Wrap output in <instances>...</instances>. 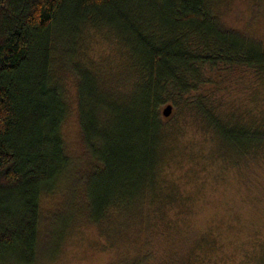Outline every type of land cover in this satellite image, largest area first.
<instances>
[{
    "label": "trees",
    "instance_id": "trees-1",
    "mask_svg": "<svg viewBox=\"0 0 264 264\" xmlns=\"http://www.w3.org/2000/svg\"><path fill=\"white\" fill-rule=\"evenodd\" d=\"M204 2L136 0L127 10L122 0H0L1 260L35 262L40 197L69 166L59 129L62 97L50 77L52 30L59 20L69 21L74 30L91 15L105 16L128 28L141 55V62L133 64L137 80L130 92L112 97L102 86L100 71L74 66L78 124L94 162L85 182L92 223H100L115 208L128 214L147 209L148 230L153 226L151 208L164 200L155 182L171 117L162 118L161 111L168 104L177 117L188 108L203 122V131L215 141V158L225 166L241 169L255 163L251 168L264 160L263 113L222 115L197 94L205 84L198 66L238 65L264 74V44L222 29ZM55 37L64 45V39ZM70 37L71 49L72 33ZM136 86L143 97L131 104ZM209 240L179 242L160 264L180 262L183 255L190 262L198 256L201 262V252L217 250ZM254 243L258 254L253 264H264V246L257 239ZM152 258L153 252L146 250L121 264H147Z\"/></svg>",
    "mask_w": 264,
    "mask_h": 264
},
{
    "label": "rangeland",
    "instance_id": "rangeland-1",
    "mask_svg": "<svg viewBox=\"0 0 264 264\" xmlns=\"http://www.w3.org/2000/svg\"><path fill=\"white\" fill-rule=\"evenodd\" d=\"M122 3L128 10L136 0ZM204 6L222 29L264 44V0H205ZM59 21L52 30L50 77L62 97L59 129L69 166L40 197L38 255L33 264H121L124 258L146 250L153 252L147 264H160L179 242L203 243L206 238L217 250L201 252V262L198 256L190 262L183 255L174 264H253L258 254L255 239L264 246V160L251 168L255 163L241 169L225 166L215 158L210 132L203 131V122L188 108L180 117L172 112L166 120L165 152L155 182L157 195L164 200L151 208L156 218L151 229L146 225V208L133 215L115 208L98 224L89 220L85 182L94 162L78 124L74 66L100 71L102 86L112 97L130 92L137 80L133 64L141 62V55L128 28L105 16L91 15L76 23L74 30L66 24L69 21ZM56 35L64 39V45ZM197 69L205 81L197 94L204 95L220 114H264V74L225 64ZM132 91L129 102L139 103L140 88ZM0 264L9 263L0 258Z\"/></svg>",
    "mask_w": 264,
    "mask_h": 264
},
{
    "label": "water",
    "instance_id": "water-1",
    "mask_svg": "<svg viewBox=\"0 0 264 264\" xmlns=\"http://www.w3.org/2000/svg\"><path fill=\"white\" fill-rule=\"evenodd\" d=\"M172 109H173V107L171 104L166 105L161 111L162 116L165 118L169 117L172 113Z\"/></svg>",
    "mask_w": 264,
    "mask_h": 264
}]
</instances>
